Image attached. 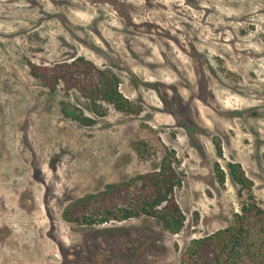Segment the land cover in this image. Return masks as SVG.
Here are the masks:
<instances>
[{
  "label": "rangeland",
  "instance_id": "1",
  "mask_svg": "<svg viewBox=\"0 0 264 264\" xmlns=\"http://www.w3.org/2000/svg\"><path fill=\"white\" fill-rule=\"evenodd\" d=\"M78 57L114 73L131 110L30 73ZM164 157L175 234L141 211ZM243 205L264 211V0H0V264H186Z\"/></svg>",
  "mask_w": 264,
  "mask_h": 264
},
{
  "label": "trees",
  "instance_id": "2",
  "mask_svg": "<svg viewBox=\"0 0 264 264\" xmlns=\"http://www.w3.org/2000/svg\"><path fill=\"white\" fill-rule=\"evenodd\" d=\"M30 73L51 90L59 82L64 86L65 92L79 89L94 109L102 101L113 104L118 110H131V102L118 90V77L110 70L95 67L83 57L49 66L31 64ZM61 112L79 123L93 122V119L83 115L81 111L77 113V109L69 102L62 103ZM228 170L232 181L242 188L251 187V180L238 163H229ZM151 176L154 194L153 197L146 196L147 198L142 199L141 211L145 215L156 217L164 229L175 234L183 226L181 211L173 195V188L180 182L167 157L162 160L159 171ZM223 178V175L219 176L220 182H223ZM126 185H110L92 198L97 201L98 198L101 201H114L120 197ZM131 214L130 211H125L122 218H129ZM107 219L109 218L104 217L100 222ZM182 259L186 264H264V211L254 205H243L241 213L235 215L231 225L191 240L182 253Z\"/></svg>",
  "mask_w": 264,
  "mask_h": 264
}]
</instances>
